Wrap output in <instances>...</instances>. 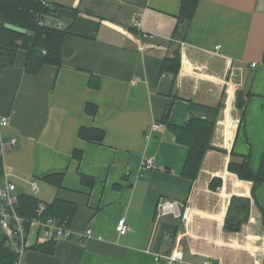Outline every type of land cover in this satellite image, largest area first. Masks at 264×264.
Returning a JSON list of instances; mask_svg holds the SVG:
<instances>
[{"label":"crops","instance_id":"crops-1","mask_svg":"<svg viewBox=\"0 0 264 264\" xmlns=\"http://www.w3.org/2000/svg\"><path fill=\"white\" fill-rule=\"evenodd\" d=\"M48 3L46 22L67 30L62 64L29 74L19 50L0 72V186L8 173L21 195L35 181L41 202L75 204L74 237L46 254L31 233L23 264H165L155 256L175 252L186 264H264V184L253 190L230 169L247 161L257 173L264 154V0H199L190 21L182 0ZM213 111L192 181L190 150L171 127ZM83 128L104 131L103 142L81 139ZM145 158L155 166L144 169ZM52 174L61 188L44 180ZM235 198L250 205L237 231L227 227ZM161 200L177 202L182 218L160 217ZM122 218L125 235L115 230ZM87 228L93 236L78 240Z\"/></svg>","mask_w":264,"mask_h":264},{"label":"trees","instance_id":"trees-1","mask_svg":"<svg viewBox=\"0 0 264 264\" xmlns=\"http://www.w3.org/2000/svg\"><path fill=\"white\" fill-rule=\"evenodd\" d=\"M43 2L48 0H0V72L11 68L16 59L19 50L28 52L26 61V72L29 74H38L46 66L60 67L62 64V43L67 34V30L57 29L54 24L46 22L50 12L53 11L51 6L45 7ZM199 0H182L181 17L190 21L198 7ZM45 25H39L43 21ZM8 23L26 29V34H20L8 30L4 25ZM179 64V63H178ZM178 64L175 69H178ZM239 105L244 108L246 100H241ZM97 107L88 105L86 113L95 116ZM206 119L193 117L183 127H171L176 133L179 143L189 148L184 176L190 180H195L198 170L204 158L205 152L209 149L211 134L214 128V116ZM79 137L88 142L102 143L105 137L104 131L96 128L81 129ZM82 153L75 152L74 158L81 159ZM230 169L237 173L239 178L253 182V190L264 184V154L257 173H254L247 161L242 164H230ZM44 180H50L56 188L62 187V175L52 174L44 177ZM44 204L45 210L41 219L54 218L60 221H69L71 223L76 212V205L68 201L55 199L51 203L41 202L37 197L29 194L20 196L19 214L31 219L39 217L38 208ZM249 201L235 198L230 207L232 216L227 222L230 230L237 231L240 226L247 221L249 212ZM54 245L52 243L37 244L34 248L43 253H49ZM13 253L6 248L3 243L0 244V264H13Z\"/></svg>","mask_w":264,"mask_h":264},{"label":"built area","instance_id":"built-area-1","mask_svg":"<svg viewBox=\"0 0 264 264\" xmlns=\"http://www.w3.org/2000/svg\"><path fill=\"white\" fill-rule=\"evenodd\" d=\"M45 7H49L48 2H43ZM143 13L136 14L132 21V26L138 30L142 28ZM39 25H45L44 20L39 22ZM62 23L54 24L53 27L63 29ZM147 37V35H145ZM256 66L255 63L252 65ZM6 119H0V126H7ZM160 129V124H154L152 131L155 132ZM12 145L16 144V140L11 141ZM144 169L155 166L153 158H145L141 163ZM4 183L0 186V244L8 248L14 255L13 264H23L26 252L29 249L28 239L31 233L35 234L36 244L52 243L62 239H72L74 233L70 227L69 221H60L54 218L41 219V215L45 210L44 204L38 208V216L31 219L22 217L19 212V201L21 194L18 187L10 180L8 173L3 176ZM30 195L37 197L40 193L39 185L33 181L29 183ZM158 214L160 217L173 216L175 218H182L181 209L177 202L161 200L158 207ZM119 235H125L128 232V225L124 218L117 222L115 227ZM93 236V231L87 228L79 235L78 240L88 239ZM156 261H164L165 264H186L183 255L180 252H175L167 256H155ZM202 264H215L211 260H205Z\"/></svg>","mask_w":264,"mask_h":264},{"label":"water","instance_id":"water-1","mask_svg":"<svg viewBox=\"0 0 264 264\" xmlns=\"http://www.w3.org/2000/svg\"><path fill=\"white\" fill-rule=\"evenodd\" d=\"M4 27L6 29H8V30H11V31H14V32H17V33H20V34H26V29L18 27V26H15V25H11V24L6 23L4 25Z\"/></svg>","mask_w":264,"mask_h":264}]
</instances>
